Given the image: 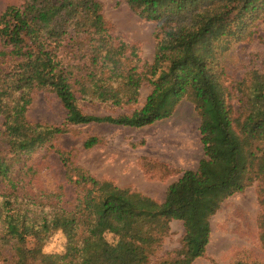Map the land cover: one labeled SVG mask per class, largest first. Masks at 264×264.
Masks as SVG:
<instances>
[{
	"label": "trees",
	"instance_id": "16d2710c",
	"mask_svg": "<svg viewBox=\"0 0 264 264\" xmlns=\"http://www.w3.org/2000/svg\"><path fill=\"white\" fill-rule=\"evenodd\" d=\"M20 1L0 15V138L7 151L0 153V255L9 264H192L204 257L207 226L203 237L185 233L169 253L160 254L162 242L170 222L184 219L202 194L242 192L264 181V72L256 67L229 83L220 62L233 43L251 39L264 0H127L139 18L155 23L152 62L142 65L137 48L110 33L98 0ZM144 83L150 86L145 102L129 114L98 117L79 107L82 99L135 104ZM35 91L55 94L66 111L63 124L27 119ZM182 100L199 117L204 157L167 186L162 202L96 179L60 151L74 199L17 194L13 163L39 147L54 150L67 127L142 128L170 117ZM98 143L89 137L82 147ZM258 205L264 225V188ZM56 235L64 239L62 250L46 252ZM239 257L229 264H262Z\"/></svg>",
	"mask_w": 264,
	"mask_h": 264
},
{
	"label": "rangeland",
	"instance_id": "374dc122",
	"mask_svg": "<svg viewBox=\"0 0 264 264\" xmlns=\"http://www.w3.org/2000/svg\"><path fill=\"white\" fill-rule=\"evenodd\" d=\"M110 33L125 43L137 48L140 64L151 63L154 48L155 23L139 18L128 6L127 0H98ZM20 0H0V15L8 6H19ZM251 39L232 46L222 54L220 62L228 82L241 79L247 72L258 67L264 72V18L255 24ZM67 51L64 52V58ZM150 91L144 83L138 102L115 107L99 101L80 100L81 111L98 117H117L140 109ZM27 119L32 123L61 125L66 111L55 94L47 91L33 92ZM0 120V131L3 127ZM199 117L191 103L182 100L172 115L142 128L88 124L69 126L54 142L55 149L39 147L29 155H22L13 163L12 172L21 180L16 192L27 200L53 193H63L64 202H71L74 187L64 179V168L58 151L70 155V160L96 179H106L118 186L130 187L145 196L162 202L167 186L176 181L185 170H195L204 157L200 143ZM89 137L99 139L90 149L82 144ZM0 138V153L5 154V145ZM56 150V151H55ZM14 160V159H13ZM168 170L175 173L165 179L158 176ZM4 185L0 181V189ZM264 181L255 182L242 192L231 193L232 187L207 192L199 197L182 220L169 224V233L162 242V253L178 249L185 233L203 237L204 226L208 228L204 257L192 264H229L234 257L264 264V225H259L258 192ZM9 192V189L7 190ZM40 196V197H41ZM220 201L210 212L212 202ZM47 201L43 202L46 203ZM108 240H111L110 236ZM64 239L54 236L46 244V252L58 253ZM7 257V251L4 253ZM0 255V264H9Z\"/></svg>",
	"mask_w": 264,
	"mask_h": 264
}]
</instances>
